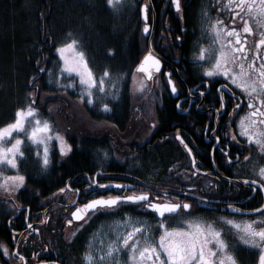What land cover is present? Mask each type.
Returning a JSON list of instances; mask_svg holds the SVG:
<instances>
[{"label": "flooded vegetation", "instance_id": "1", "mask_svg": "<svg viewBox=\"0 0 264 264\" xmlns=\"http://www.w3.org/2000/svg\"><path fill=\"white\" fill-rule=\"evenodd\" d=\"M131 1L135 9L127 10L132 18L134 15L138 20L139 35L136 40L142 45L138 62L151 51L160 60V69L152 71V79L143 76L147 87L136 95L138 103L134 100L135 105L131 106L132 100L122 101L120 105L123 109L118 110L120 116H116L112 109V104L118 103L111 96L109 100L95 103H110L107 112L99 107L110 117L104 121L107 123V134L99 131L92 134L91 138L101 147L93 149L94 162L88 166L89 172L81 170L75 177L65 178L59 188L68 185L65 192L58 191L56 195V190H49L44 197L18 195L17 201L11 204L0 200V243L7 246L10 253V256H4L3 249H0V264H40V261L45 264H83L82 256L90 237L101 225H105L106 231L108 224L123 218L125 213L146 219L154 226L157 224V218L148 214L152 210L137 204L121 207L112 215L95 214L83 224L73 221L69 225L67 220L74 208L94 196L126 195L143 190L150 193L152 200H157V197L163 198L167 189L169 197H178L180 202L188 199L191 203L200 197L210 201L207 205L194 204L188 216H172L168 225L171 228L186 227L184 220L187 219L213 222L218 217L232 215L227 209L229 203L241 209L259 208L260 204H264V192L253 193L243 184V178H254L250 162L244 167L236 163L237 158L243 161L246 155L258 158L257 146H249L246 138L239 136L238 122L249 111L247 98L226 78L206 77L201 63L194 61V54H198L200 46L207 45L209 39L206 32L202 37V9L207 7L212 19L219 15L226 25L231 24L229 12L218 14L216 9L221 5L215 4L214 0H181L180 11L170 0ZM141 4L148 5L147 19L141 14ZM145 23L149 25L146 33L143 31ZM245 35L249 36L248 47H254V39L260 38L255 31ZM169 79L176 88L175 93L171 90ZM225 83L229 88L224 90L225 108L220 109V89ZM233 92L236 93L235 99ZM237 104L240 106L236 107ZM217 109H220L219 114ZM95 112L97 114L99 109ZM130 113L133 116L130 121L127 118L129 123L126 125L125 119L130 117ZM229 113H232L231 118ZM115 121H118L117 126ZM213 129L217 131L213 132ZM177 134L192 149V156L177 139ZM233 134L237 136L236 140H232ZM225 152L231 155V162ZM153 154L156 155L155 161L159 162L147 163ZM193 156L201 169L195 177L192 176L195 171ZM163 157H166L165 161ZM259 159L260 163H264V156ZM237 175L240 178L238 182L230 183L229 178L235 180ZM92 178L110 187L101 190L93 185V190L87 191ZM209 181L212 183L209 184ZM116 183L134 187L127 191L118 190L114 187ZM75 189H79V193L73 191ZM72 201L76 204L72 205ZM45 215L48 220L41 223ZM234 218L244 220L256 217L236 215ZM29 225L32 227L29 228ZM154 235L158 239L160 232L156 231ZM229 242L233 243L231 239ZM95 245H100L99 238L95 240ZM14 249L25 257L24 261L15 256ZM231 250L237 264L258 262L257 249L236 242V247ZM123 259L127 260V256L124 255Z\"/></svg>", "mask_w": 264, "mask_h": 264}, {"label": "snow or ice", "instance_id": "2", "mask_svg": "<svg viewBox=\"0 0 264 264\" xmlns=\"http://www.w3.org/2000/svg\"><path fill=\"white\" fill-rule=\"evenodd\" d=\"M124 2L125 0H106L107 5L114 10H118L117 6L122 7ZM170 2L177 11L181 10V0H170ZM214 2L221 5L216 9L218 14L224 11L229 12L231 24L226 25L219 15L216 19H212L209 9L207 7L202 9L204 21L202 37L206 32L209 39L208 44L201 45L199 53L194 54V61L201 63L206 77L226 78L247 98L249 111L238 122L239 136L246 138L249 146L252 144L257 146L258 158L253 159L250 155H246L243 161L237 158L236 163L244 167L250 162L254 178H243V184L249 191L258 194L264 192V163H260L259 159L260 156H264V0H214ZM147 8V4L140 5L141 14L145 19H147ZM239 24H242V27H239ZM148 30L149 25L145 23L143 31L146 33ZM254 31L258 32L260 38L254 39V47H248L249 36L245 34H252ZM68 35L71 36V32ZM108 51L112 52V49ZM55 53L59 57L55 62L59 65L58 74H54L53 69L50 68H42L40 71H47L50 82L54 78L57 87H79L78 99L81 102L86 101L89 105H95L98 98L104 99L111 96L112 99H116L118 97L119 88L116 85L122 77L111 79V73L106 68L97 79L89 67L86 53L81 49L77 38L73 37L57 45ZM37 63L39 64V61ZM160 63V60L149 51L137 64L136 70L145 73L147 79H152L151 69L159 71ZM65 73L68 75L65 76ZM76 77L79 79L78 84ZM62 78L67 79L68 83L62 84ZM133 79L135 80V76ZM109 80H111V87H109ZM32 82L30 79L29 83ZM169 84L172 85L171 90L175 93L176 88L171 79ZM146 87L145 78H141L136 85L137 91L143 92ZM228 88L229 85L225 83L220 89V109L225 108L224 90ZM36 95L35 91L28 93L25 98L26 103L15 108L14 118L0 125V176H3L5 168L14 170L16 173L0 179V188L10 195L26 182L25 176L19 171V162L25 157V145L37 149L35 155L41 170L47 169L50 163L49 142L53 139V135L59 143L61 154H66L72 147L59 132L52 133V122L42 117L33 99ZM232 97L235 99V92L232 93ZM177 106L179 107V102ZM239 106L240 104L236 105V107ZM100 107L107 112L110 110V103L103 102ZM220 109H217L218 114ZM229 117H232V113H229ZM215 131L217 130L213 129V132ZM177 139L192 156V149L179 134ZM216 139L219 141L220 137L217 136ZM236 139L237 136L233 134L232 140ZM225 154L229 156L231 162V155L226 152ZM192 167L195 169L192 176L195 177L201 172V169L197 167L195 156L192 158ZM184 171L187 172V169ZM239 179L238 175L235 180L230 177L229 182L237 183ZM211 183L209 181V184ZM93 185L101 190L110 187L92 178L86 190L92 191ZM194 186L193 184L192 187ZM68 187L66 185L58 191L63 193ZM114 187L127 191L134 186L116 183ZM73 191L79 193L80 190ZM158 200L161 202H157ZM174 200L176 202H173ZM196 203L207 205L210 201L206 197H200L191 203L188 199L180 202L178 197L170 198L167 189L163 192V198L157 197V200H152L150 193L143 190L126 195H99L76 206L67 223L71 225L75 220L83 224L95 214L112 215L121 207L137 204L152 210L148 214L157 218V224L154 226L146 219L125 213L123 218L108 224L106 231L105 225H101V228L90 237L87 249L82 256L83 264H237L231 250L236 247V242L250 249H257L259 252L257 264H264V204H260L259 208L241 209L229 203L227 209L232 215L218 217L213 222H201L197 218L187 219L184 220L186 227L183 228L168 226L172 222V216L190 215V210ZM71 204L75 205L76 201H72ZM236 215H254L256 218L237 220L234 218ZM47 220L48 216L45 215L41 223ZM156 231L160 232L158 239L154 235ZM97 238L100 239L99 246L95 245ZM230 239L233 243L229 242ZM0 249H3L4 256H10L7 246L0 243ZM13 252L20 261L25 260L20 252H16L15 249ZM33 255L35 256L36 253ZM124 255L127 256V260L123 259ZM40 264L45 262L40 261Z\"/></svg>", "mask_w": 264, "mask_h": 264}, {"label": "trees", "instance_id": "3", "mask_svg": "<svg viewBox=\"0 0 264 264\" xmlns=\"http://www.w3.org/2000/svg\"><path fill=\"white\" fill-rule=\"evenodd\" d=\"M137 24L134 15L132 18L126 11H112L106 0H0V125L11 121L15 108L26 103L27 94L35 91L37 95L33 99L42 117L52 122L53 130L57 129L50 110L61 105L62 96L69 102L78 98L80 91L78 87H57L55 79L50 82L49 73L40 69H56L58 64L55 62L59 59L56 46L73 37L79 40L97 79L106 68L111 74L122 77L116 85L119 95L112 99L118 103L112 104V109L116 116H120L122 101L132 100L127 90L129 77L142 49L136 40L139 35ZM66 100L61 106L67 104ZM134 100L137 102L138 97ZM82 106L85 115L93 122L110 118L109 114L100 111L99 104L83 102ZM96 109H99L97 114ZM129 115L125 119L126 125L129 123L127 118L130 121L133 113ZM66 136L72 146L71 152L61 154L53 145L49 153L50 163L45 170H41L30 148L24 150L25 157L19 162V171L26 182L19 195L44 197L49 190L58 192L65 178L81 170L89 172L88 166L94 162L93 149L101 145L87 135L79 140L73 132ZM155 156L151 155L147 163H158ZM162 159L165 161L166 157Z\"/></svg>", "mask_w": 264, "mask_h": 264}, {"label": "rangeland", "instance_id": "4", "mask_svg": "<svg viewBox=\"0 0 264 264\" xmlns=\"http://www.w3.org/2000/svg\"><path fill=\"white\" fill-rule=\"evenodd\" d=\"M117 8H118V10H114L113 8L112 9L115 12L122 13V12L126 11V13H128L129 11L127 9H129V8L135 9V4L132 3L131 0H125V2L123 3V6L122 7L117 6ZM65 42H67V41H64L62 43H65ZM58 69H59V65H58V67H56V69L53 70L54 74H58ZM134 69L132 70V73L129 77V86H128L127 90L130 93V96L132 97V101L135 105L134 99L138 97L136 95H138V93H139V91H137V89H136V85L139 83L141 78H144V77L141 75L135 74ZM67 75L68 74L65 73V76H67ZM72 75H75V74H72ZM134 76H135V80L133 79ZM117 77H118L117 75L111 74V79H116ZM61 83L67 84L68 81H66V79L62 78ZM76 83L77 84L79 83L78 77H76ZM109 87H111V80H109ZM77 90L80 91L79 87L77 88ZM68 95H70V94H68ZM62 97H63V100H59V104L61 103V105H62L63 101L66 100V98L64 96H62ZM109 97L110 96H108L104 99L98 98V100L103 101L105 99H108ZM66 101H65V103H67V104H64V106L60 105L57 107V109L55 108L53 110H50V112L52 113V115L54 117V121H55V124L57 127L56 130H53V128H52L53 134L55 132H59L60 135H62L65 140H66L65 135L68 136L72 132H73V134H75V136L78 140L81 138H84L85 135L92 137V134L95 133L96 131H99L100 133H106L107 134V123H105V122L96 123V122H93L89 117H87L85 115L83 108H82L83 107L82 103L77 97H74V99L69 100V102H71V104H69V102L68 101L66 102ZM133 128H134V126H133ZM94 129H95V131H94ZM12 139H14V137ZM66 142H67V140H66ZM53 145L55 147H57L59 152H60L59 143H58V141H56L54 135H53V139L49 142V148H50L49 153L51 152ZM26 148H30L32 150L33 155L36 158L35 153H36L37 149L35 147L29 146V145H25L24 150ZM36 161H37V163H39L37 158H36ZM15 174L16 173L14 170H10L8 168H5V169H3V176H0V179H3L5 176H11V175H15ZM9 186H11V182H9ZM23 187H24V185L21 186L20 189H18L15 193H13L11 195L8 192L4 191L2 188H0V200L1 201H8L10 204H11V202L17 201V196L20 193L19 191L22 190ZM58 193L59 192H57L55 194L57 195Z\"/></svg>", "mask_w": 264, "mask_h": 264}, {"label": "water", "instance_id": "5", "mask_svg": "<svg viewBox=\"0 0 264 264\" xmlns=\"http://www.w3.org/2000/svg\"><path fill=\"white\" fill-rule=\"evenodd\" d=\"M142 58H143V57H142ZM142 58L140 59V61L142 60ZM140 61H139V62H140ZM139 62H138V63H139ZM138 63H137V64H138ZM136 66H137V65H136ZM134 71H135V74H137V75H141V76H144V77H145V73L140 72V71H137V70H136V67H135ZM151 71H156V70H155V69H151ZM145 78H146V77H145ZM73 221H75V220H73Z\"/></svg>", "mask_w": 264, "mask_h": 264}]
</instances>
